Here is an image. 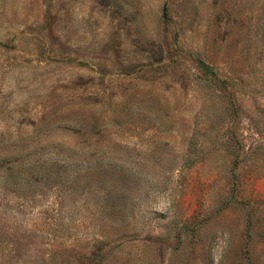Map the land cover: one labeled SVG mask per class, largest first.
Returning <instances> with one entry per match:
<instances>
[{"label": "rangeland", "instance_id": "rangeland-1", "mask_svg": "<svg viewBox=\"0 0 264 264\" xmlns=\"http://www.w3.org/2000/svg\"><path fill=\"white\" fill-rule=\"evenodd\" d=\"M0 264H264V0H0Z\"/></svg>", "mask_w": 264, "mask_h": 264}]
</instances>
